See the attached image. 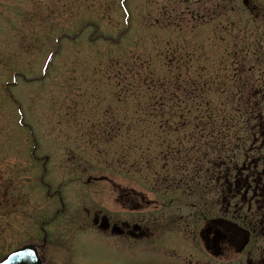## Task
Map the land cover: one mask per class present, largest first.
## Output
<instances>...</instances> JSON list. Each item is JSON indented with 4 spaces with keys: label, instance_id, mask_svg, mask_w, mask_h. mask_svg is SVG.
<instances>
[{
    "label": "rangeland",
    "instance_id": "obj_1",
    "mask_svg": "<svg viewBox=\"0 0 264 264\" xmlns=\"http://www.w3.org/2000/svg\"><path fill=\"white\" fill-rule=\"evenodd\" d=\"M263 12L250 13L242 0H0V260L25 245L47 264L62 263V248L67 264L264 259V208L239 207L244 191L228 198L223 182H211L209 162L221 157L207 141L193 147L189 135L170 133V144H161L158 128L179 123L171 116L177 108L166 103L153 113L149 101L171 92L185 101L183 110L203 113L208 104H190V94L209 99L216 125L233 117L212 146L237 142L239 165L258 158L264 117L257 127L232 108L242 112L258 100L254 93L264 94ZM172 47L168 64L163 54ZM177 140L184 145L174 151ZM251 173L241 171L239 183L252 193ZM220 199L223 210L231 204L230 215H249L258 227L242 252L235 244L217 258L199 232L201 215L221 214ZM97 212L145 235L112 238L94 224Z\"/></svg>",
    "mask_w": 264,
    "mask_h": 264
},
{
    "label": "trees",
    "instance_id": "obj_2",
    "mask_svg": "<svg viewBox=\"0 0 264 264\" xmlns=\"http://www.w3.org/2000/svg\"><path fill=\"white\" fill-rule=\"evenodd\" d=\"M172 49H173V51L168 49L163 54V56L167 59L168 64H170L172 62V60L176 57V52H175L173 47H172ZM180 60H181V58H180ZM174 83H176V81H174ZM147 84H148L147 86L149 88H151V86H153V84H155V82L150 81ZM128 85H132V84H128ZM156 85H158V84H156ZM254 95L257 96L256 98H258V100L254 99L251 107H249V108L247 107V108H245V110H243L241 112L240 111L241 109L239 110L238 106L237 107L234 106V108H232V111L235 113V115L238 118H240V116H242L243 118H241V119L244 120L246 123H251V120H253L254 122L257 121L259 123V125L258 126L256 125V126L260 127L261 125H263V124H261V120L264 117V113H262V109H263L262 104L264 101V94L254 93ZM190 96L192 98V101L188 100L190 104H193V105H195V104L198 105V104H203V103L208 104L206 111L203 113L200 112L201 110H200V107H198V106H195V107L193 106V108L192 109L189 108V110H183L182 105L185 101L184 100L182 101L181 99L176 98L175 93L173 94V93L169 92L168 95L164 94V98H162L160 101H159V99L157 101H155V95L154 94L149 96L150 106L152 107L151 110L153 111V113L156 112V109L166 105V103H174L176 108H177L176 113L172 114L171 116L176 118L177 120H179V123L174 124V125L160 126L158 128L159 134H161V136L163 137L161 144H165V145L170 144L164 139L165 135L170 134V133H173L176 135H180V134L189 135V137L186 139V143H189V142H190V144L192 143L193 147L196 146V147L200 148L199 145L203 141L204 142L207 141V151L210 154H212L214 152L212 150L218 151V153H220V157H221V158L217 159L218 161H221L220 163L209 162V167L213 169V173L211 174V178H210L211 182H214V180H217L218 182L220 181L219 183L223 182V186H221V188L223 187L224 192H225V196L229 198L230 196H233V194H235L234 196L236 197L240 194V191L245 192L248 189V186H241L240 185L239 174H241V171L243 172V171H246L249 169L250 161H249V163H246V160H244L243 163L246 165H244L243 163L241 165H239V163L237 162V160L235 158L236 157L235 156V149H236L235 144L237 142H230V141H225L226 139H221V140H216V146H212V142L210 141V138H212L213 136H215V135L220 136L222 134L219 130L221 127L224 128L223 131H226V133H228L230 131L229 123L233 117H231V114H226L227 116L225 115L221 119V124H220V126H218V124L216 125V120L218 118L216 116V111L211 110L209 107L210 100L209 99H206V100L201 99L200 96H198L196 94H190ZM152 111L150 113H152ZM194 111H195V116H194L195 119H194V121L192 120V124H190V126L188 127L189 129L186 130L187 128H185L184 126L186 124L185 120L188 119L187 115L189 113L190 114L194 113ZM150 113H149V116L151 115ZM199 119H200V121H199ZM228 120H229V122H228ZM202 124H204L203 127H201ZM129 126L127 129L128 133H130ZM246 128H249V126H246ZM261 133H263V132H261ZM183 141H185V140L172 141L171 143L173 144V146H176L175 148L173 147L172 150L175 151L176 149L179 148L180 145H181V147H183V145H184L182 143ZM196 147H195V149H196ZM178 153L181 154L180 151ZM177 157H178V155H177ZM182 159H184L185 162L188 163L185 155L182 156ZM245 159H246V157H245ZM232 176H234L233 180L231 178ZM207 177H208V175H207ZM261 180H262V178H261ZM216 184H217V182H216ZM228 200H230V199H228Z\"/></svg>",
    "mask_w": 264,
    "mask_h": 264
},
{
    "label": "flooded vegetation",
    "instance_id": "obj_3",
    "mask_svg": "<svg viewBox=\"0 0 264 264\" xmlns=\"http://www.w3.org/2000/svg\"><path fill=\"white\" fill-rule=\"evenodd\" d=\"M253 1L254 0H242L244 6L250 13L252 12L255 14V12H260L261 10L264 11V7L257 6L253 3ZM260 149H262V147ZM260 152H262V154H260L258 158L250 162V170H252L253 173L251 174L254 175V179L252 178V193L251 186H249L248 189L244 192L242 199L240 198L241 200L236 202V205L239 207L246 204L249 211H251L253 205L264 208V202L260 203L261 200H264V183H262L264 182V149L260 150ZM258 165L262 166V169L260 171L258 169ZM256 177L258 178V181H256ZM260 178H262V180ZM124 192H126V190H120V194L118 195L121 203H124V200L127 199V195H123ZM249 193H251V198L246 201V194ZM218 202L221 208L223 202L221 199L218 200ZM121 206L125 207V205L123 204ZM230 206L231 204H226L224 210L221 208V214L215 218L212 217L210 221L208 220L206 214L200 216L201 220L203 219L205 224L199 232V239L205 244L207 248L210 247L211 253L217 258L223 256V254H225L231 248L237 247V245L235 244L240 245L238 247V252H242L250 243V241L255 238V235L257 233L258 224L254 222V218L249 215L241 216L236 214V212L230 215ZM97 213L98 214H94V224H97V226L102 229H106V231L100 232H108L110 234L109 236L112 238H116L117 236V238H119L121 241L127 238L137 240L145 235L143 233L138 235V232L139 230H141V228L137 227L136 224L129 225L125 220H118V222L116 220L112 221L107 216L99 215L100 212ZM229 247L230 249H228ZM62 250L64 251V253L61 254L60 261H62V263L60 264H67L70 254L69 252H65V250L67 249L62 248ZM39 256L43 264H47V256H45L44 254L42 255L41 252H39ZM245 264H264V259L260 258V261L258 263H254L251 261V259H248Z\"/></svg>",
    "mask_w": 264,
    "mask_h": 264
},
{
    "label": "water",
    "instance_id": "obj_4",
    "mask_svg": "<svg viewBox=\"0 0 264 264\" xmlns=\"http://www.w3.org/2000/svg\"><path fill=\"white\" fill-rule=\"evenodd\" d=\"M185 3L200 0H182ZM0 264H43L37 250L31 245L21 247L0 260Z\"/></svg>",
    "mask_w": 264,
    "mask_h": 264
}]
</instances>
